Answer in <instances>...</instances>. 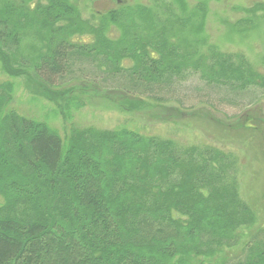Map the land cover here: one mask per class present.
<instances>
[{"label":"trees","instance_id":"16d2710c","mask_svg":"<svg viewBox=\"0 0 264 264\" xmlns=\"http://www.w3.org/2000/svg\"><path fill=\"white\" fill-rule=\"evenodd\" d=\"M144 1L91 23L69 0H0V70L32 82L67 124L61 135L20 115L14 84L0 82V264H264V225L225 256L256 221L234 156L71 123L89 95L134 112L189 75L264 92V72L201 35L205 2ZM263 5L229 33L255 29Z\"/></svg>","mask_w":264,"mask_h":264},{"label":"rangeland","instance_id":"374dc122","mask_svg":"<svg viewBox=\"0 0 264 264\" xmlns=\"http://www.w3.org/2000/svg\"><path fill=\"white\" fill-rule=\"evenodd\" d=\"M69 1L78 8L82 18L91 23L118 4L136 3V0ZM199 1L207 6L201 33L206 42L223 52L243 53L253 67L264 72V11L260 10L264 5L256 12L255 29L230 34L228 28L229 24L245 17L242 10H249L257 3L262 5L264 0H185L190 9ZM109 30L110 37L118 35L115 27ZM3 81L14 84L13 109L27 118L45 121L63 135L67 124L57 115L54 104L32 91V82L24 76L10 78L0 70V82ZM72 83L69 85H75ZM163 98L165 101L160 104L144 100L140 110L131 112L92 94L83 99L84 107L72 110L71 123L79 128L99 130L123 127L173 141L179 147H211L234 156L238 194L256 219L251 228L242 231V241L225 254L239 255L244 243L264 225V92L252 88L233 92L206 85L198 76L189 75L170 93H164Z\"/></svg>","mask_w":264,"mask_h":264}]
</instances>
